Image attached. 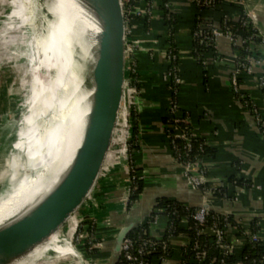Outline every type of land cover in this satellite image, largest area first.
I'll list each match as a JSON object with an SVG mask.
<instances>
[{
    "label": "crops",
    "instance_id": "obj_1",
    "mask_svg": "<svg viewBox=\"0 0 264 264\" xmlns=\"http://www.w3.org/2000/svg\"><path fill=\"white\" fill-rule=\"evenodd\" d=\"M164 1L156 0L150 31L133 35L138 49L132 60L135 59L140 71L137 74H141L143 79L140 113L146 132L134 152V160L144 174V189L138 200L131 203L129 212L135 208L142 209L147 200L159 191L166 193L156 201L154 208L161 199L177 200L192 206L206 199L220 213L230 212L242 226H247L252 218H260L259 234L264 244V126H260L255 112L246 106L242 97L236 96L231 82L242 48L226 36H220L215 49L205 52L203 57L199 58L193 52V29L197 20L206 27L220 28L223 14L236 19L241 13L249 14V11H255L264 20V0H223L217 8H198L194 0H167L178 18L174 41L181 79L177 93L179 114L184 115L194 135L209 150L198 158L199 166L207 172L208 181L222 182L231 193V197L209 195L207 198L183 177L182 165L175 159L165 132L172 95L163 80L170 39L164 21ZM249 44L256 61L252 63L251 73L242 72L239 90L254 101L264 120V86L259 81L264 76V41L251 40ZM133 68L132 63V71ZM231 177L249 179L253 185L247 188L236 184L234 190L228 187ZM128 181L127 170L121 168L110 197L95 219L99 221L96 229L107 227L113 230L117 227L118 231L123 224L127 216L124 209ZM167 221L168 216L160 214L158 223L151 227V234L162 237ZM188 225L186 219L180 222L181 231L170 237L171 254L164 262L154 258L153 264H182V244L188 236ZM237 228L231 224L228 226L229 238L236 249L243 244ZM112 242L105 244L108 253L105 264L108 263ZM52 248L59 254L71 251L65 245ZM102 252L106 253L105 249Z\"/></svg>",
    "mask_w": 264,
    "mask_h": 264
},
{
    "label": "water",
    "instance_id": "obj_2",
    "mask_svg": "<svg viewBox=\"0 0 264 264\" xmlns=\"http://www.w3.org/2000/svg\"><path fill=\"white\" fill-rule=\"evenodd\" d=\"M49 2L52 0H43L46 6ZM68 3L74 30L71 40L72 54L76 56L74 69L82 76V84L89 76L93 87L79 147L84 157L28 212L0 225V264H47L53 260L58 253L55 249L48 248L39 257L41 250L37 251L54 236L59 245L72 244L74 238L97 218L113 191L121 168L126 165L134 85L131 32L125 3L123 0H68ZM48 14L52 17V13ZM249 14L264 37V20L255 11ZM85 16L98 27L95 34L88 28ZM77 30L88 48V56L83 61L74 35ZM50 174L42 175L41 181ZM217 184L225 186L222 182ZM228 185L234 190L237 188L236 184ZM130 192L128 186L124 209L127 216L113 238L107 264H119L123 240L148 219L156 201L166 193L159 191L142 209L129 212ZM197 206L219 212L206 200Z\"/></svg>",
    "mask_w": 264,
    "mask_h": 264
},
{
    "label": "bare ground",
    "instance_id": "obj_3",
    "mask_svg": "<svg viewBox=\"0 0 264 264\" xmlns=\"http://www.w3.org/2000/svg\"><path fill=\"white\" fill-rule=\"evenodd\" d=\"M9 3L13 8L10 13L11 17L21 18L22 23L30 19L26 12L29 5L36 8H45L46 6L44 3H39L38 0H9ZM49 3L46 8L48 12L52 13V17H50L51 15L45 16L43 19L46 24L45 28L41 29L43 31V33L41 31V49L44 58H54V63L60 70L47 97H40L39 80L32 81L29 112L24 114L20 129L21 136L14 147L30 157L29 166L36 175L32 178V175H27L18 183L12 184L8 192L0 191V225L28 212L69 168L84 157L79 153V147L83 139L85 117L91 106L93 87L90 84L89 76L82 84V76L76 72V68L74 69L73 64L76 56H73L71 49L74 30L72 31L73 20L68 0H52ZM85 21L88 28L95 34L98 29L96 24L87 20L86 16ZM80 34L77 30L74 35L81 49L80 60L83 61L88 56V48ZM39 103L41 108L37 112L44 115L51 109L54 114L44 123L40 133L34 130L36 125L33 122L34 114L37 113L36 106ZM40 148L42 150L38 155L39 151L37 150ZM122 169H126L128 174L126 165H123ZM45 174L47 176L50 174V177L41 181L42 175ZM58 242L57 236H54L37 252L41 250L39 255H43L48 248L59 246ZM71 248L76 254L75 257L79 264H84L82 255L78 254L72 244Z\"/></svg>",
    "mask_w": 264,
    "mask_h": 264
},
{
    "label": "rangeland",
    "instance_id": "obj_4",
    "mask_svg": "<svg viewBox=\"0 0 264 264\" xmlns=\"http://www.w3.org/2000/svg\"><path fill=\"white\" fill-rule=\"evenodd\" d=\"M38 2L43 4V0H38ZM12 10L13 8L10 6L9 0H0V191L3 192H8L12 184L18 183L27 175H32L31 178L36 175V173H33L30 169V157L25 152L15 149L14 145L19 141L21 136L20 129L23 117L29 112V96L32 81L34 79L39 80L38 87L40 88V97H47L51 92L60 70L57 64L54 63V58H44V53L41 49V31L45 28L46 24V21L43 19L45 16L49 17L47 10L44 7L36 8L29 5L26 12L28 13L27 15L30 16V19L24 23L21 22V18L11 17L10 13ZM131 43L132 45L134 44L132 46L133 57L138 46L135 45L132 33ZM132 61L134 66L133 73L136 75L140 71L137 70L135 59ZM132 78L134 87L136 85H138V87H136L134 93V104L132 105V116L127 140L125 161L128 173L130 170V160L136 164L134 152L140 145V140L146 132V125L141 122L140 113L143 79L141 74L132 76ZM40 106V103L37 104L36 112L41 108ZM34 115L33 122L36 125L34 130L39 132L43 128L44 123L54 114H52V110L50 109L47 114L44 113L43 115L41 112H37ZM39 116H41V120ZM136 118L139 131L138 136L135 138L134 120ZM41 150V148L37 150L39 151V153H37L38 155ZM142 173L143 172L140 173L141 177H144ZM183 177L185 179L187 178L184 174ZM130 181L129 179L128 186L130 185ZM92 226L91 229L94 230L95 237L101 239V242L96 245V247H98V252L90 254L91 257H88L86 254L88 250L86 248L89 244L87 239L89 230L87 228L74 238L72 245L88 264H105V262H107L106 258L108 257L107 245L105 246V244L112 242L117 227L113 230H109L107 227L105 229H96V226H99L98 220H95ZM65 246H67L68 249L70 247L71 251H68V253H58L57 256L47 264H79V262L76 261L77 259H75L76 254L71 248V244ZM102 249H105L106 253H103ZM39 256L40 255L37 257Z\"/></svg>",
    "mask_w": 264,
    "mask_h": 264
},
{
    "label": "built area",
    "instance_id": "obj_5",
    "mask_svg": "<svg viewBox=\"0 0 264 264\" xmlns=\"http://www.w3.org/2000/svg\"><path fill=\"white\" fill-rule=\"evenodd\" d=\"M128 5V9L126 8L127 17L130 22L132 16L147 18L150 22L153 17V13L156 7V0H123ZM195 5L198 8H217L219 5L223 3V0H194ZM163 8H168L169 3L167 0L163 3ZM246 14V13H245ZM165 16V13H164ZM246 18L242 20L241 24L238 25L235 29L229 28L226 23L218 27H206L201 26L200 30H193V38L196 40L197 37L204 35L205 39L213 42L214 47H216L217 40L220 36H226L234 45H240L241 47L247 41L252 40L251 37L247 38L244 36V29L247 24H251L255 29H258L255 21L250 16V14H246ZM231 18L227 16V14H223L222 20H230ZM259 30V29H258ZM150 31V28L146 31L147 33ZM131 32V30H130ZM132 33V32H131ZM264 41V37H263ZM134 45V44H133ZM131 43V52L132 49ZM178 58L179 55L175 51V49L170 48V45L167 46L166 49V70L164 72V80L172 92L171 100L169 103L168 109V120L170 122H184L186 124V130L175 127L173 129V133L166 132L167 136L170 140V146L173 151L175 159L182 165L183 174L186 176L188 183L195 189L200 190L204 193V197L207 198L209 195H214V192L219 190L222 192V197H231V193L222 191L221 187L217 183H212L208 181L207 172L204 168L199 166L198 158L199 156L192 159L190 157L191 151L193 148L198 147L200 151L204 150L205 143L198 142L199 144L196 146L195 143L198 141V138L191 129L188 128L189 123L184 115L179 114V107L177 102V93L179 89V85L181 83L180 76L178 74ZM239 58V57H238ZM256 61V56L254 54L249 55L247 57L246 62H240L237 59L236 67L231 76V82L236 96H240L243 99V102L248 106V108L255 112L257 116L258 123L260 126H264V120L259 114V111L254 103V101L248 95H242L239 90L240 85V76L242 72H252V63ZM260 84L264 86V76L259 78ZM135 93L136 89L133 88ZM174 94V95H173ZM134 98V94H133ZM134 104V101H133ZM132 104V105H133ZM264 133V129H262ZM180 138L185 140V144L183 148H179L176 143V139ZM130 168V166H129ZM130 172V170H129ZM129 174V173H128ZM129 177V176H128ZM135 178L131 176L130 172V187L132 179ZM236 184V182H230ZM226 188V187H225ZM206 200V199H205ZM183 203V202H182ZM183 212L186 213L187 218L189 217L194 222V235H188L182 244V264H205V246L203 245V239L201 238L203 235H213L214 236V244L219 246L223 250V255L227 256L231 254L234 249V243L231 241L228 235V226H230V222L228 221V217L231 213H220L215 212L213 216L212 222L209 220L210 209L203 206H192L187 203H183ZM164 208H154L152 213L149 215L148 219L139 225L136 229H134L124 240L122 243L121 250V264H153V260L151 258V254H156V259L159 262H164L166 258L169 256L171 250V241L170 239L164 240L162 237H155L151 234V227L153 224L158 223V217L160 214H165L168 216V221L165 227V230L168 226L174 225V220L169 219V215L164 213ZM168 210V209H167ZM171 213L178 219L180 217L179 210L177 207L171 208ZM149 223V227L148 224ZM244 231L241 236L242 242L243 238L246 235L250 236L251 241H260L261 237L258 231L253 232L251 230L250 224L247 226H243ZM173 236V235H172ZM89 243H92L89 241ZM92 247L96 245L92 244ZM91 248V247H90ZM224 258H222V262H224ZM246 257L237 259L235 264H245ZM119 262V263H120ZM211 264V263H206ZM225 264V263H224Z\"/></svg>",
    "mask_w": 264,
    "mask_h": 264
},
{
    "label": "trees",
    "instance_id": "obj_6",
    "mask_svg": "<svg viewBox=\"0 0 264 264\" xmlns=\"http://www.w3.org/2000/svg\"><path fill=\"white\" fill-rule=\"evenodd\" d=\"M221 6V5H220ZM126 8L128 9V5L126 4ZM164 9V21L166 24V27L168 28V33L170 35V39H169V45L170 48L175 49V51L178 53V50L176 48V44L174 41V33H175V29H176V24L178 23V18H177V14L168 8H163ZM247 19L246 18V14L245 13H241V15L236 18V19H230V20H222V24L224 25V23L227 24V26L229 28L235 29L236 27H238V25L241 24L242 20ZM130 30L132 32V35L138 33V34H144L146 33V31L150 28L151 22L147 19V18H142V17H137V16H132L130 19ZM201 26L202 25L201 22H199L198 20L195 23L194 26V31L196 30H200L202 29ZM204 35L202 34V36H199L196 38V40H194L193 42V52L199 57H203V54L205 52H208L210 50L215 49L213 42H211L208 39H205L203 37ZM244 36L249 38L251 37L252 40H256L261 42L263 40V36L260 33V31L258 29H255L251 24H247L245 26L244 29ZM251 41V40H250ZM247 41L243 44V46L241 47V54L238 58V60L240 62H246L247 61V57L249 55H252L254 52L251 51L250 49V44ZM132 76H137V74L135 75L132 71ZM138 87V85L135 86ZM172 94V92H171ZM174 95V94H173ZM166 123V132H170L173 133V129L175 127H178L180 129L186 130V124L184 122H170L168 120V118H166L165 120ZM188 128L190 129V126H188ZM138 136V121L137 118L134 120V137L136 138ZM201 142V139H198V141L195 143V145L197 146L199 143ZM203 142V141H202ZM176 143L177 146L179 148H183L184 144H185V140L177 138L176 139ZM208 148L205 146L204 150L200 151L198 147L193 148L190 154V157L192 159H195V157L200 156V155H204L208 153ZM130 172H131V176H134L135 178L132 179L131 182V192H130V203H134L135 201L138 200L140 194L143 192L144 189V179L141 177V168L138 167L132 160H130ZM230 182H236V184L242 185L244 187H251L253 185V182L249 179H245V178H241V179H237L234 177H231L229 179ZM222 191L224 192H228V189L225 187H221ZM223 193L219 190L214 192V196L215 197H222ZM173 207H177V209L179 210V214L180 217L178 219H176V217L174 215H172L171 213V208ZM183 203L177 200H172V199H161L158 201L156 208H164V213L169 215V219H171L172 221L174 220V225L173 226H168V228L165 230L164 235H163V239L164 240H168L170 239V237L172 235H176L178 234L181 229L179 228V224L183 219L188 220L189 225L188 228L186 229V233L190 236L194 235V222L192 221V219H190L189 217L187 218V215L185 212H183ZM168 209V210H167ZM215 215L214 211H210V215H209V220L210 222H212L213 216ZM228 221L230 222L231 226L234 227H238L237 228V235H239L240 237L243 235V231H244V227L242 225H240L237 220L235 219V217L233 215H230L228 217ZM260 218H252L249 222L250 226H251V230L253 232L260 230L261 226L259 224ZM149 227V223L147 224ZM92 223L87 227V229L89 230V235L87 237L88 241H91L92 243L88 244V247L86 249H88L86 251V254L88 255V257H91L90 254H93L95 252H98V248L97 247H92L91 245L95 244H99L101 242V240L97 237H95L94 234V230L91 229ZM203 239V245L205 246V264L206 263H211V264H235L237 259L239 258H244L246 257L248 260H246L245 264H264V244L262 242V240L260 241H251L250 236L246 235L245 238H243V244L241 245L240 248L238 249H234V251L227 255L224 256L223 255V250L219 247L216 246L214 244V236L213 235H203L201 237ZM242 238V237H241ZM91 247V248H90ZM89 253V254H88ZM171 254V250L169 255ZM156 257V254H151V258L152 260H154V258ZM222 258H224V262H222ZM122 262H120L119 264H121Z\"/></svg>",
    "mask_w": 264,
    "mask_h": 264
}]
</instances>
